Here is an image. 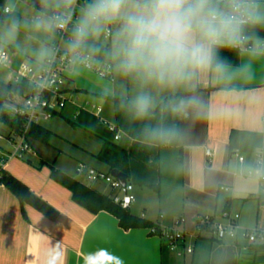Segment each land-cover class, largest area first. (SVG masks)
Here are the masks:
<instances>
[{
    "label": "crops",
    "instance_id": "crops-1",
    "mask_svg": "<svg viewBox=\"0 0 264 264\" xmlns=\"http://www.w3.org/2000/svg\"><path fill=\"white\" fill-rule=\"evenodd\" d=\"M257 35L264 38V28L258 29ZM54 39L50 37L45 45L51 48ZM12 48L7 64L0 63L9 70L4 81L10 80V67L22 60ZM217 54L222 58L217 64L220 67L214 65L202 71L189 88L175 93L153 90L157 106L145 120L136 119L129 104L114 99L121 97L129 102L139 91L133 81L114 70L110 80L73 66L68 77L69 101L40 123L51 131L48 142L32 143L36 156L7 157L4 163L8 173L58 213L49 218L0 184V264H85L89 254L101 249L117 257L121 264H164L170 248L163 237L150 233L147 227L124 229L116 216L106 210L91 212L72 198L68 187L50 176L48 164L53 161L63 172L110 195L114 190L106 182L90 180L85 174L89 167L110 171L109 165L96 156L105 141L114 142L127 152L128 181L133 184L134 195L128 206L131 213H143L142 217L158 222L161 228L185 217L180 226L186 234L179 244L184 245L188 236L207 239V264H240L243 247L254 250L251 264H264V256H258L256 251V245H264V241L242 243L237 237L225 238L229 240L226 243L225 239H216L209 225H197L200 215L218 217L223 209L238 212L239 220L238 207L248 203L241 199L252 192L256 214L259 209L262 211V227L255 226L257 215L254 225L243 221L240 224L264 230V198L260 197L264 190L258 193L257 187L240 178L248 176L241 173L247 162L255 163L247 155L256 156L257 150L263 154L264 149V56L252 59L229 49ZM179 97L193 98L195 103L187 115L173 117L164 109ZM88 102L100 105V113ZM101 117L116 124L118 138H114V132ZM157 123L174 130L170 142L153 141L146 135V128ZM206 148L212 152L211 161ZM236 153L244 155L243 162ZM255 178L260 179L256 174ZM222 184L230 188L220 189ZM227 247L231 250L228 260L224 254ZM193 252L194 249L190 253ZM246 255L250 258L251 252Z\"/></svg>",
    "mask_w": 264,
    "mask_h": 264
},
{
    "label": "clouds",
    "instance_id": "clouds-1",
    "mask_svg": "<svg viewBox=\"0 0 264 264\" xmlns=\"http://www.w3.org/2000/svg\"><path fill=\"white\" fill-rule=\"evenodd\" d=\"M44 11L30 21L12 16L0 39L16 40L21 27L33 34H53L69 23L76 0H41ZM264 0H86L80 8L65 55L72 65L88 66L102 55L120 76L139 88L129 101L138 120L152 116L157 106L153 90L175 93L187 89L211 67L221 49L236 50L252 59L264 56ZM109 43L104 44V37ZM54 50L44 44L39 60ZM218 68L219 65H216ZM193 98L179 97L165 109L173 117L187 115ZM153 141L168 143L175 136L163 123L146 128ZM121 264L101 249L85 264Z\"/></svg>",
    "mask_w": 264,
    "mask_h": 264
},
{
    "label": "built area",
    "instance_id": "built-area-1",
    "mask_svg": "<svg viewBox=\"0 0 264 264\" xmlns=\"http://www.w3.org/2000/svg\"><path fill=\"white\" fill-rule=\"evenodd\" d=\"M86 3V0H76L69 23L64 29L57 30L54 33V41L51 43V48L54 50V56L44 60L25 61L20 60L10 67V81L25 82L31 86V91L21 95L22 101L11 105L12 113L21 121L18 131L9 129V132L4 134L0 132V141L5 140L10 144V149H6L0 145V179L4 169V163L7 157L26 158L29 154L36 156L37 151L28 141V133L30 126L34 123L40 124L42 121L51 118L59 112L69 101L71 93L68 91V75L74 65L69 63L68 57L65 55V44L70 37L71 29L79 16L80 8ZM4 11L9 12L10 7L6 4ZM107 37V36H106ZM8 51L0 46V63L7 64ZM81 65V64H78ZM92 70L99 76L107 79H113V68L109 61L101 56L96 58V61L88 66L81 65ZM70 93V94H69ZM89 107L95 109L99 114L101 106L95 103H87ZM109 130L114 132V138H118V130L116 124L100 118ZM205 154H212L209 148L205 149ZM240 162L244 161V156L236 153ZM254 172L252 170H241L242 174L252 176L256 174L258 178L264 180V175L261 174L262 167V151H256V160L254 163ZM83 167L78 169L79 172ZM86 177L90 180L100 179L106 182L114 192L109 196L115 203L122 207H127L132 202L134 195L132 193L133 184L129 181L121 183L110 171L97 170L89 167L85 168ZM1 184V183H0ZM220 189L228 190L227 184L219 186ZM143 216V213H142ZM239 213L229 209L221 210L218 217L212 214L200 215L197 219V225H209L216 239L223 240L225 238H237L239 235L244 237L248 242L252 243L256 240L264 241V230L257 228H239L238 225ZM184 221V217H179L174 225L162 227L160 236L163 237L169 245L170 250L176 251L177 254H182L178 250L179 242L185 238L186 232L180 226ZM149 232L155 233L154 227H149ZM185 251L190 253L192 248L185 247Z\"/></svg>",
    "mask_w": 264,
    "mask_h": 264
},
{
    "label": "trees",
    "instance_id": "trees-1",
    "mask_svg": "<svg viewBox=\"0 0 264 264\" xmlns=\"http://www.w3.org/2000/svg\"><path fill=\"white\" fill-rule=\"evenodd\" d=\"M6 1L7 0H0V27L4 22L9 21L12 16L19 19V14L17 12L4 11ZM39 8L44 10V6ZM100 56L104 58L102 55ZM220 61H222V58L216 54L212 66L217 65ZM29 91H31V86L25 82L0 80V123L6 125L9 129H14L16 131L19 130L21 121L12 113L11 102L14 104L16 103L13 100L14 95L21 96ZM114 99L129 104L128 100L125 98L118 97ZM50 134V130L41 124L34 123L30 126L28 141L31 144L34 141L47 143ZM96 156L109 165V170L116 168L119 171L124 172L128 177V157L127 152L123 147L114 142L105 141ZM48 165L50 167V176L54 180L68 187L71 191L72 198L91 212L95 213L99 210H106L116 216L118 224L124 229L132 227H154L156 232L150 233L160 235L161 227L158 222L131 213L127 207H122L120 204L115 203L108 194L90 187L55 167L53 161L49 162ZM0 183L8 187L22 203L27 202L31 204L49 218L56 217L58 213L57 209L32 192L25 183L8 173L6 170L2 173ZM260 197L264 198V193H262Z\"/></svg>",
    "mask_w": 264,
    "mask_h": 264
},
{
    "label": "rangeland",
    "instance_id": "rangeland-1",
    "mask_svg": "<svg viewBox=\"0 0 264 264\" xmlns=\"http://www.w3.org/2000/svg\"><path fill=\"white\" fill-rule=\"evenodd\" d=\"M6 4L10 7V11L17 12L19 14V20L22 22L25 20L30 21L38 13L44 11V10L40 9L38 6L27 2L26 0H7ZM7 22H4L1 25L0 35H2L4 29L6 28ZM52 36H54V34H38V35L33 34L29 29L21 27L16 40L6 41L4 39H0V45L3 46L8 52H13L12 47H15L16 52L19 55H21L19 58L22 60L30 62V61H33L34 59L38 58L37 57V51L41 47V44L45 45V41H48V39ZM103 42L104 43L109 42V38L105 36ZM79 66H81V65H78V64L74 65V67H79ZM81 67H83V66H81ZM83 68H85V67H83ZM85 69L89 70L90 72H93L90 69H87V68H85ZM8 71H9L8 69H6L2 65H0V80H5L7 77H9ZM95 74L98 75L97 73H95ZM67 75L69 77L70 73L67 72ZM13 100L21 102L22 96L14 95ZM11 104L14 105V103H12V102H11ZM8 130H9V128L6 125H4L3 123H0V132L1 133L7 132ZM0 145L4 148H7V146L10 147V144L7 143V141H5V140H1ZM246 154H248V153H245V155ZM247 156H248L249 161H251V160L255 161L256 160V156L254 153H249ZM254 169H255L254 165L252 163L249 164L247 162L246 171L252 170L254 172ZM236 171H238V169H236ZM261 174L264 175V149H263V154H262ZM240 178L247 180V183L251 187H257L258 190H256V192L258 191V193H260L262 190H264V180L255 178L254 173L251 177L245 176V177H240ZM250 193H252V192H247L245 194L244 198L241 199L242 201L247 200L248 203L245 204L242 208L238 207V211L240 212V219L238 220V223L240 224V221H243V223H246L247 225H251V223H253V225H254V220H255L256 215H257L258 222H257V224H255V226L257 228H261L262 226L260 224V221H261V212L262 211H261V209H259L258 213L256 214V210L254 209V204L252 202V197L250 196ZM184 219H185V217H184ZM240 226L243 229L255 227V226L243 227L241 224H240ZM186 239L187 240H186V242H184V245L183 244L178 245V250L181 251L182 255H177L176 251H170L168 249L169 251H167V253L165 254L164 264H207V259H206L207 251L205 250V247H204L207 244V239H204V238L198 237V236L193 237V238L188 236ZM238 239L242 243L247 242V240L244 237H241L240 235L238 236ZM228 241L229 240H226L225 242L228 243ZM186 246H190L192 248V250L194 249V252L193 253H186V251H185ZM256 251H257L258 256L259 255L264 256V245L263 244L256 245ZM184 252H185V254H184ZM192 254L194 257L192 256ZM224 254L228 260V257L231 254V250L229 249V247H227L225 249ZM227 264H229V262H227ZM232 264H233V262H232Z\"/></svg>",
    "mask_w": 264,
    "mask_h": 264
},
{
    "label": "water",
    "instance_id": "water-1",
    "mask_svg": "<svg viewBox=\"0 0 264 264\" xmlns=\"http://www.w3.org/2000/svg\"><path fill=\"white\" fill-rule=\"evenodd\" d=\"M29 2L33 5L38 6V7H43L41 0H29ZM10 96H11V94H10ZM110 173L113 176H115L122 184L129 180V178L127 177V175L124 172L119 171L116 168L111 169ZM249 252H251L250 258L247 257V255H246ZM253 256H254V250L253 249L243 247L241 249L240 264H251L252 260H253Z\"/></svg>",
    "mask_w": 264,
    "mask_h": 264
}]
</instances>
